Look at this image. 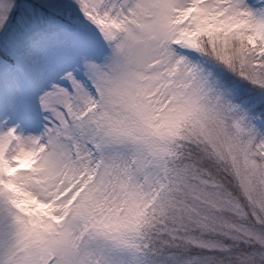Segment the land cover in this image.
Returning a JSON list of instances; mask_svg holds the SVG:
<instances>
[{
  "label": "snow or ice",
  "instance_id": "snow-or-ice-1",
  "mask_svg": "<svg viewBox=\"0 0 264 264\" xmlns=\"http://www.w3.org/2000/svg\"><path fill=\"white\" fill-rule=\"evenodd\" d=\"M0 264H264V0H0Z\"/></svg>",
  "mask_w": 264,
  "mask_h": 264
}]
</instances>
